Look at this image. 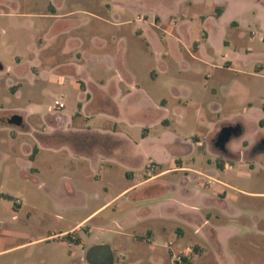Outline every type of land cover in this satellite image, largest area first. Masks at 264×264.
<instances>
[{
  "label": "rangeland",
  "instance_id": "374dc122",
  "mask_svg": "<svg viewBox=\"0 0 264 264\" xmlns=\"http://www.w3.org/2000/svg\"><path fill=\"white\" fill-rule=\"evenodd\" d=\"M0 63V264H264V0H0Z\"/></svg>",
  "mask_w": 264,
  "mask_h": 264
},
{
  "label": "crops",
  "instance_id": "0c3cea01",
  "mask_svg": "<svg viewBox=\"0 0 264 264\" xmlns=\"http://www.w3.org/2000/svg\"><path fill=\"white\" fill-rule=\"evenodd\" d=\"M222 14V13H221ZM220 14V15H221ZM52 17V16H55V15H52L50 14L49 17ZM125 51V49H123ZM125 54V53H124ZM124 56V55H123ZM112 59L116 61H120L121 65H123L125 63V58L121 57L120 55H117L116 57H113ZM123 60V61H122ZM124 77V78H123ZM134 78H133V75H131L130 73L128 74H117L115 72V75L113 76L112 79H110L109 81H106V83L100 78V79H97L96 82H89L90 84L94 85L96 87V91H97V96L91 98L89 101H88V105H90L92 103L93 100H95L96 98H101V96H104L106 99L110 100L111 103H113V105L116 106H120V105H123V103H125V101H127L128 99V96L132 93V92H135L136 90L139 89V85L133 81ZM110 85V88L108 89L109 91H107L106 93V90H107V86ZM171 85V84H170ZM171 88H173L172 86H170ZM175 90V88H173ZM87 92V90H85ZM177 91V94H179L181 91L180 90H175ZM100 101V104H102V100H98V102ZM88 106H82L83 109L87 108ZM157 110L160 111V113L163 115V117H161L160 119H158L156 122H159V123H162L163 121L165 122H168V116H167V108L165 105H162V103H160L158 106H157ZM264 106L262 107V113L260 114V116L256 119V129L254 130L255 131V140L252 142V145L254 143H257L260 138L264 137V110H263ZM106 109H108V107H106ZM100 110H103V109H100ZM104 111V110H103ZM106 112V111H104ZM106 116H108L107 118H110L111 120H114L117 118V115L113 114V113H110V112H107ZM64 117V123L65 125L67 126L70 122V119L71 117L69 116H63ZM116 117V118H115ZM243 117V116H242ZM244 118H248L250 119V116L248 117H243ZM240 121V120H239ZM242 121V119H241ZM261 122H263L262 124H260ZM65 132H68L65 131ZM102 134H106V135H110L109 137L113 138L117 135H119L118 133L116 132H110V131H104V132H101ZM246 136L247 134H243L242 136L238 137V138H242V141L243 142L245 139H246ZM125 138V137H124ZM126 139V138H125ZM146 139V137H143L141 140L144 141ZM237 139V138H235ZM235 139H230V141L228 142V145L229 143H231L232 141H234ZM127 143H130L128 139L125 140ZM246 151V150H245ZM105 152V151H104ZM244 152H239V156L241 157L242 154ZM108 154H110V151L108 152ZM107 154V155H108ZM264 155V150L263 151H260L257 155H256V158H261L262 156ZM99 157H96V159H94L95 161L98 159ZM125 159V158H124ZM128 160V159H127ZM125 160V161H127ZM124 162V161H122ZM174 171H188L189 169L188 168H185L183 166H178L177 168L173 169ZM162 172H165V171H162ZM161 172V173H162ZM125 175L126 176H132L133 177V180H135L133 182V184L127 188H125L121 193H119L117 196H120L122 193H124L126 190H128L129 188H131L132 186H135V185H138L140 184L142 181H136V177H135V174L134 173H130L129 170H127L125 172ZM152 177V176H151ZM151 177H148V178H151ZM147 178V179H148ZM116 198V197H115ZM114 199V198H113ZM113 199H111L110 201H112ZM109 201V202H110ZM191 207V206H190ZM193 209V207H192ZM164 210V209H163ZM161 211V213H159L161 216H166V217H171V213H168V211H166V213L164 211ZM189 223V222H187ZM173 257V256H172ZM173 260V258H172ZM156 261H157V264H162V261L159 259V258H156Z\"/></svg>",
  "mask_w": 264,
  "mask_h": 264
},
{
  "label": "water",
  "instance_id": "95a60500",
  "mask_svg": "<svg viewBox=\"0 0 264 264\" xmlns=\"http://www.w3.org/2000/svg\"><path fill=\"white\" fill-rule=\"evenodd\" d=\"M3 66L0 63V70ZM7 123L14 126H20L22 124V117L18 114L11 116L7 119ZM237 127L224 126L220 129L216 136L214 146L216 149L222 150L226 144L237 132ZM86 261L89 264H113L114 256L113 251L109 245H97L90 248L86 254Z\"/></svg>",
  "mask_w": 264,
  "mask_h": 264
},
{
  "label": "flooded vegetation",
  "instance_id": "af4514ba",
  "mask_svg": "<svg viewBox=\"0 0 264 264\" xmlns=\"http://www.w3.org/2000/svg\"><path fill=\"white\" fill-rule=\"evenodd\" d=\"M225 126H232V127H237L238 128L236 134L235 135H232V138L231 139L238 138V137L242 136L246 132L244 130V125L241 124L240 122H235V123L228 124V125H225ZM215 140H216V138H215ZM227 146H228V143L226 144V146H225L224 149H222V150H219L218 149V151L221 152V153H226L227 154L228 151H229L228 148H227ZM251 148L253 150H256V151L257 150L263 151L264 150V137L260 138V140L257 143H254L253 145H251L249 149H251Z\"/></svg>",
  "mask_w": 264,
  "mask_h": 264
},
{
  "label": "built area",
  "instance_id": "2783aa9c",
  "mask_svg": "<svg viewBox=\"0 0 264 264\" xmlns=\"http://www.w3.org/2000/svg\"><path fill=\"white\" fill-rule=\"evenodd\" d=\"M63 108H64V105H63L62 103H60V102H55V104H54V109H55L56 111L61 112V111L63 110Z\"/></svg>",
  "mask_w": 264,
  "mask_h": 264
},
{
  "label": "trees",
  "instance_id": "16d2710c",
  "mask_svg": "<svg viewBox=\"0 0 264 264\" xmlns=\"http://www.w3.org/2000/svg\"><path fill=\"white\" fill-rule=\"evenodd\" d=\"M263 110H264V108H263ZM263 122H261L260 124H262ZM217 164L219 165V167H222L223 165H222V162H217Z\"/></svg>",
  "mask_w": 264,
  "mask_h": 264
}]
</instances>
